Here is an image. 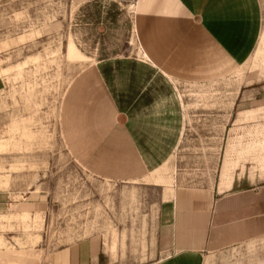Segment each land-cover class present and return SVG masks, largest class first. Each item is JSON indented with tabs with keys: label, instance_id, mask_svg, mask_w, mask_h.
I'll use <instances>...</instances> for the list:
<instances>
[{
	"label": "rangeland",
	"instance_id": "rangeland-1",
	"mask_svg": "<svg viewBox=\"0 0 264 264\" xmlns=\"http://www.w3.org/2000/svg\"><path fill=\"white\" fill-rule=\"evenodd\" d=\"M250 1L240 76L222 59L165 76L140 55L138 0H0V180L18 204L0 235L150 264L176 192L217 191L228 164L205 264H264V0Z\"/></svg>",
	"mask_w": 264,
	"mask_h": 264
},
{
	"label": "crops",
	"instance_id": "crops-1",
	"mask_svg": "<svg viewBox=\"0 0 264 264\" xmlns=\"http://www.w3.org/2000/svg\"><path fill=\"white\" fill-rule=\"evenodd\" d=\"M249 6L250 0H138L134 7L135 32L141 47L140 55L146 60L143 63L163 74L166 70H208L210 63L214 68L220 64V59L231 67H239L241 64L236 55L239 30L236 28ZM152 184L165 187L166 181L159 177ZM2 185L4 182L0 180V228H5L6 222L15 218L12 212L18 204L11 198V189ZM233 185L227 164L217 191L176 192V195L184 193L186 198L180 202L175 195L174 208L160 231L155 258L150 264H205L207 255L213 254L214 237L223 217L230 213L225 210L222 196L233 192ZM192 194L210 199V209L192 203L189 200ZM16 240L11 233L0 235V264L16 263V253L25 259L19 264H100V256L104 255L98 241V253L93 255L94 241L44 254L42 250L18 252ZM111 253L113 255V251ZM104 258L105 263H109L110 258L105 255Z\"/></svg>",
	"mask_w": 264,
	"mask_h": 264
},
{
	"label": "trees",
	"instance_id": "trees-1",
	"mask_svg": "<svg viewBox=\"0 0 264 264\" xmlns=\"http://www.w3.org/2000/svg\"><path fill=\"white\" fill-rule=\"evenodd\" d=\"M250 189L252 188H245V189H242L241 191L250 190ZM100 264H105V258L103 254H101L100 256Z\"/></svg>",
	"mask_w": 264,
	"mask_h": 264
},
{
	"label": "bare ground",
	"instance_id": "bare-ground-1",
	"mask_svg": "<svg viewBox=\"0 0 264 264\" xmlns=\"http://www.w3.org/2000/svg\"><path fill=\"white\" fill-rule=\"evenodd\" d=\"M132 6V5H131ZM131 9H134V7H131ZM242 69L243 67H240L237 71H236V75L240 76L242 73Z\"/></svg>",
	"mask_w": 264,
	"mask_h": 264
}]
</instances>
